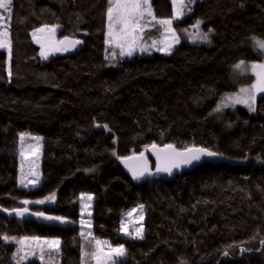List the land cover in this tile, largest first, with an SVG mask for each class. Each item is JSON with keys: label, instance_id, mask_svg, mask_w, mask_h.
Here are the masks:
<instances>
[{"label": "trees", "instance_id": "trees-1", "mask_svg": "<svg viewBox=\"0 0 264 264\" xmlns=\"http://www.w3.org/2000/svg\"><path fill=\"white\" fill-rule=\"evenodd\" d=\"M150 4L156 18L172 17L171 0ZM108 7V0H12L11 18L2 14L11 57L0 49V237L59 239L44 264H91L81 249L94 252L97 239L124 246L119 264H264V95L254 113L215 111L253 80L239 79L235 65L263 61L256 41H264V0H197L175 26L200 21L212 30L210 45L182 42L167 55L129 57L106 43ZM45 25L59 26L57 39L82 43L44 60L32 32ZM158 36L149 25L141 38ZM23 132L42 138L35 188L18 185ZM151 144L204 147L227 161L135 185L118 159ZM53 194V202L36 203ZM84 194L93 197L88 240L79 234ZM136 205L144 206L143 239L121 235L122 216ZM16 208L74 226L17 219ZM15 250L0 239V264H16Z\"/></svg>", "mask_w": 264, "mask_h": 264}, {"label": "snow or ice", "instance_id": "snow-or-ice-1", "mask_svg": "<svg viewBox=\"0 0 264 264\" xmlns=\"http://www.w3.org/2000/svg\"><path fill=\"white\" fill-rule=\"evenodd\" d=\"M174 6V15L171 19H161L157 20L154 16L150 0H108L109 7L107 8V19H108V31H107V40L106 43L111 47L115 46L120 49L119 55L121 56H132L133 53L139 47L140 51H147L148 49L138 44V39L140 34L144 32L145 27L152 25L153 21L156 24L165 25L166 31L171 33L172 42L165 44L163 47L157 48V51H161L164 53H171L174 44L179 43V37L176 35V32L171 28L173 23V19H178L185 14L183 9L191 10L190 5L194 3V0H172ZM11 4L12 0H0V10H3L8 14V18L11 16ZM146 17H150V20H146ZM5 17L0 15V49H7L9 58L11 57V40L9 36L8 27L4 23ZM201 22L197 21L196 27L199 29V24ZM56 30V26L49 27L45 25L42 28L37 29L33 33V37L36 38V33H44L47 31L48 33L54 34ZM211 29L208 32L201 33L197 31L194 35L195 38L199 40L210 42L209 33H211ZM39 43L40 40L37 39ZM82 43L80 40H68L65 37L64 41L59 42V46L45 48L43 44H41V52L40 55L42 58L47 59L51 52H60V51H69L70 47L74 48L76 45ZM256 46L260 50H264V41H256ZM153 47H155V43H153ZM112 57H115L116 52L112 51ZM244 65V62L241 61L235 68L241 69ZM252 70L256 73L257 82L252 85L251 88L241 89L240 94L233 96H226L224 100L221 101V104L215 109V111L219 112L225 107L235 106L236 104H244L246 105L250 111H255V100L257 93H264V63L260 64H252ZM9 75L11 72L9 71ZM104 127H107L106 125ZM24 133L20 134L21 142L24 141L25 138ZM33 140L39 143L40 137H32ZM151 149L154 151L157 157V166L156 172H164L171 174L174 168H179L181 165H192L194 162L200 161L203 157H215L218 153L208 150L207 148L202 147H187L183 151H177L175 147L171 144L165 145L164 148H158L157 145H151ZM21 156H24L23 149L21 150ZM123 161L125 165L129 168V171L132 173V177L135 180L141 179L146 174L151 175V170L148 167V162L145 157L144 152H141L139 155L133 154L128 157H123ZM36 178L32 181H29L33 185L38 183L39 177L35 172L30 173ZM21 184L25 182V176L23 174V166H22V175H21ZM55 195L53 194L48 199L54 200ZM88 201H91L93 197L91 195L87 196ZM25 204L29 203L28 201H24ZM36 203H44V201H37ZM86 207H90L86 205ZM143 205H139V227L135 228L134 233H129L127 230V224H121V229L127 235L134 236V238L143 239V223H141L144 219L143 215ZM4 211L8 212V209H4ZM137 209H133L132 212H129L127 215L129 217L132 216L133 212H136ZM29 210L27 208H16L12 209L11 213H15V215L19 217H24ZM38 217H42L46 220H56L60 223H67L68 221L64 217H53V216H45L44 213H33ZM91 213H89V216ZM82 225H87L88 228L91 227V224L88 221L81 220ZM81 235L88 240L89 237L92 236L91 232L84 233L82 231ZM6 243L16 242L22 246L25 245L26 241L31 240L33 243L26 245L29 248V252H24V247L18 249L17 253L14 256H18L17 264H23V261L29 258V255L39 256V259L42 261V264L45 262V255L51 256L53 251L57 252L60 248V240L59 239H44L42 240L39 237H25L21 239H17L15 237H8L4 235L0 237ZM94 239V238H93ZM261 243H264L262 241ZM96 250L94 252H83V258H92L95 259L96 264H119V258L125 256L126 250L123 245L118 247H112L108 244L107 241L95 240ZM103 245L108 246V250L105 251ZM23 253V254H21Z\"/></svg>", "mask_w": 264, "mask_h": 264}, {"label": "rangeland", "instance_id": "rangeland-1", "mask_svg": "<svg viewBox=\"0 0 264 264\" xmlns=\"http://www.w3.org/2000/svg\"><path fill=\"white\" fill-rule=\"evenodd\" d=\"M196 1L197 0H194V3ZM171 2H172V0H171ZM185 3H187V0H185ZM194 3H191V5L194 4ZM172 6H173V2H172ZM2 14L4 15L5 12L2 11L1 15ZM173 15H174V6H173ZM173 15L169 19L173 18ZM183 17H184V15L181 16L178 19H173V23L171 25V28L176 32V35L179 37V43L174 44L173 48L176 47L177 45H179L182 42H185V43H188V44H192V45H210L211 42H212V31H211V33H209L210 42H205V41L199 40L198 38H195L194 35H193L197 31H199L201 33L207 32V31H205L203 29L201 23L199 24V29L194 27V25H196V23L193 26H191L190 28L176 27L175 26V24L177 22L181 21ZM145 19L146 20H150L151 18L150 17L149 18L146 17ZM157 20H161V19L157 18ZM153 24L155 25V27H157L159 29L160 37L159 36L156 37V38L150 37V38H146V39L144 38L142 40L141 36L143 37V33L140 34L141 36L139 37L137 42H138L139 45L147 48L148 50L147 51H140L139 47H138L137 50L133 53V55L135 53H137V52L160 53V54H163V55L169 54V53H164V52H161V51H157V48L163 47L165 44L172 42L171 33L166 31V27L167 26L161 25V24H156L155 21H153ZM47 26H49V27L56 26L55 33L51 34V33H48L47 31H45L44 33H36V38H34L35 41L37 42V39L40 40L39 43L37 42V44H39L40 47H41V44H43L45 46V48L59 46V42L60 41H64V39H65V37H63L61 39H57L55 37L57 31L59 30V26H57V25H47ZM42 27H44V26H41L39 28H42ZM39 28H37V29H39ZM1 30H3V29L1 28ZM36 30H34L32 32V35H33V33ZM107 31H108V19H107V23H106V40H107ZM67 38H68L69 41L70 40H79V39H76V38H70V37H67ZM153 43H155V47H153ZM80 44H78V45H80ZM78 45H76L74 48L70 47L69 51H60V52L53 51V52L50 53L48 58H50V57H52L53 55H56V54H61V53L64 54V53L74 52L78 48ZM256 50H258L264 57V50H260L257 46H256ZM122 57H129V56L125 55V56H122ZM42 59H44V58H42ZM254 63L255 64L264 63V58H263L262 62H258V63H256V62H251V63L244 62V65H243V67L241 69H237V68L234 67V71L236 72L237 77L239 79H244V78L248 77L249 75H251L253 77V80L251 81V83H249L247 85L241 84V86L238 87L236 92H234L233 94L228 95V96H233V95L240 94V90L241 89L251 88L252 85H254L257 82L256 73L251 68V65L254 64ZM108 65L109 66H113L114 64L113 63L112 64L109 63ZM259 95H264V93H257V96H259ZM257 96H256V98H257ZM255 103H256V100H255ZM236 107H243L249 113H254V111H250L249 108L246 105H244V104H236L235 106L225 107L220 112L222 113V112H224L226 110H232V109H234ZM254 107H255V105H254ZM20 134H19V139H18L19 160H20V170H19V177H18V185L20 187H24V188H35V187H37L39 185V183L41 181L40 167H41V161H42V150H41L42 138L40 136H38V135H35V134L24 133L26 135H25L24 141L21 142ZM32 137H40L41 139H40L39 143H37V141L33 140ZM22 149L24 151V156L23 157L21 156V150ZM22 166H23V174L25 176L24 184H21V182H20L21 175H22ZM32 172H35L38 175V177H39V181H38V183H35V185H33L32 183L29 182V181H32V180H34L36 178L35 176L30 174ZM87 196H88V194H84V195L80 196V219H79L80 229H79V234H80L81 237H83L81 235L82 231L86 234L88 232H91V227H92L91 226L90 228H88L87 225H82L81 224V220L82 219L85 220V221H88L91 224L89 213L92 210V200L88 201ZM48 198H44L42 200H39V201H44V203H39V204L40 205H44V204L50 203L48 201H51V200L48 199ZM52 202H53V200H52ZM89 204H90V207H86V205H89ZM133 209H137V211L133 212L132 216L129 217L127 214L129 212H132ZM143 215H144V210H143ZM144 218H145V216H144ZM138 220H139V205H136V206L130 207L129 209H127L125 211V213L123 214V216L121 218V224H122V222L126 223L128 232L129 233H134L135 228L139 227V223H137ZM141 223H144V219H143V221ZM121 235L123 237H132V238H134V236L127 235L124 231H122V229H121ZM15 238H17V237H15ZM21 238H25V237H20V238H17V239H21ZM28 238H31V237H28ZM41 239L44 240L43 238H41ZM47 239L51 240L49 238H47ZM97 240L105 241V240H101V239H97ZM9 243H14L16 245V250H15V253H14V254H16L18 249L21 248V247H24V252H29L30 250H29V248L26 245L31 244L33 242L31 240L26 241L24 246H22V245H20V244H18L16 242H9ZM94 243H95V241H94ZM111 246L112 247H118L120 245H111ZM103 247H104L105 251L108 250V246L107 245H103ZM94 250H96V245L95 244H94ZM81 251H82V260H84L85 258H83V252L86 251V248L83 249V247H82ZM21 254H23V253H21ZM36 257L39 258L38 255L37 256L29 255V258L27 260L23 261V264L28 262L29 260H31L33 258H36ZM123 257H120L119 261ZM13 259H14L15 263L17 264V260L19 259V257L18 256H13ZM93 262H94V264H96L95 259H92V261H90L91 264H93ZM87 264H89V263H87Z\"/></svg>", "mask_w": 264, "mask_h": 264}, {"label": "water", "instance_id": "water-1", "mask_svg": "<svg viewBox=\"0 0 264 264\" xmlns=\"http://www.w3.org/2000/svg\"><path fill=\"white\" fill-rule=\"evenodd\" d=\"M151 145H153V144H151ZM151 145L147 146L142 151V152H144L145 157L147 159L148 167H149V169L151 170V173H152L151 175L146 174L141 179L135 180V179H133L132 173L129 171V168L125 165V162L122 159L123 157L118 159L119 165L122 167V169L124 170L125 174L132 180V182L135 185L144 184L148 180H159V179H163L165 181H169V180L174 179L178 175H181L183 173H186V172H189V171L193 170L194 168H196L197 166H199V165H201L203 163H218V162H225V161H227L225 158H223L222 156H220L218 154L215 157H203L200 161L194 162L192 165H181L179 168H174L171 174L164 173V172H159L158 173V172H156L157 157H156L154 151L151 149ZM155 145H157V144H155ZM165 145H168V144H165ZM165 145H157V146H158V148H164ZM202 148H204V147H202ZM175 149L177 151H183L184 150V149H178L177 147H175ZM140 153H136V155H139ZM129 156H131V155H129ZM126 157H128V156H126ZM150 159L152 160L153 164L151 163ZM33 213L34 212H28L27 214H25L24 217H19V216L15 215V213H13V216L15 218H17V219H21V220H32V221H34V222H36L38 224L46 225V226H55V227L74 226V224L71 223L70 221H68L67 219H66L68 221L67 223H60L59 221H56V220H46V219H43L42 217H38L36 215H33ZM44 215L45 216H53V215H47V214H44ZM53 217H57V216H53Z\"/></svg>", "mask_w": 264, "mask_h": 264}]
</instances>
